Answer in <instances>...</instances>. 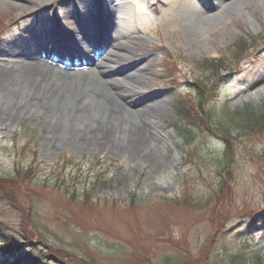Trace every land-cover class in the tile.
I'll use <instances>...</instances> for the list:
<instances>
[{
  "label": "rangeland",
  "instance_id": "rangeland-1",
  "mask_svg": "<svg viewBox=\"0 0 264 264\" xmlns=\"http://www.w3.org/2000/svg\"><path fill=\"white\" fill-rule=\"evenodd\" d=\"M105 35L106 51L119 48L108 78L135 93L132 113L112 124L129 132L141 123L149 137L146 122L154 121L172 142L81 152L77 139L104 117L72 121L57 137L60 128L43 111L0 106V178L15 180L0 182V264L13 263L4 239L19 243V264H229L237 255L264 264V131L240 125L246 109L264 112L262 1L0 0L7 83L16 84L26 64L43 62L98 75L94 66L45 61L39 47L56 53L67 43L103 63L91 52ZM245 38L252 47L234 58ZM208 58L224 61L225 82L201 111L195 83L213 86ZM86 91L113 104L107 90ZM178 98L185 112L192 108L193 124L177 113ZM225 133L233 154L219 138Z\"/></svg>",
  "mask_w": 264,
  "mask_h": 264
},
{
  "label": "bare ground",
  "instance_id": "bare-ground-1",
  "mask_svg": "<svg viewBox=\"0 0 264 264\" xmlns=\"http://www.w3.org/2000/svg\"><path fill=\"white\" fill-rule=\"evenodd\" d=\"M262 9L264 11V0ZM238 6L237 4H234ZM233 5V6H234ZM242 9H239L241 11ZM111 30H109L110 32ZM107 41V40H106ZM113 46V45H112ZM40 55L45 61L60 62L72 70L83 66H94L99 74L88 72L68 73L56 71L47 65V62L41 64H26L20 71L16 72V84L8 82L10 74L0 70V106L10 108L12 111L26 115L29 111H35L39 115L43 111L44 115L55 123L60 130H66L69 123L73 126L82 125V121H92L96 118H105L102 127H95L87 135L79 136L76 147L83 152L87 149H107V146L113 143L124 144L128 149L139 145H149L162 139L163 145L171 143L169 136H166L158 128V125L152 121L146 122L150 131L147 137L143 125L137 124L129 132L123 130L112 122H119L122 115L132 113V103L135 99L134 89L128 88L114 79L108 78V72L111 67L95 61L91 56L87 59L76 60L70 56L74 54L73 49H67L66 45H60L56 53H52L48 47H39ZM115 46L112 47L114 50ZM98 50L95 49L93 52ZM118 52V50H116ZM92 53V52H91ZM28 58H34V55H27ZM42 57H39L43 59ZM114 64L117 57L114 55ZM80 63V64H79ZM111 63L108 61V64ZM79 64V65H78ZM56 71V72H55ZM74 81L76 86L71 88L69 82ZM72 84V82H70ZM73 85V84H72ZM88 88L107 90L112 96L113 104L107 102L96 93L86 91ZM38 98H41L38 102ZM41 106L44 107H40ZM131 111V112H130ZM143 116V110L133 112ZM3 117L0 115V119ZM93 126V123L89 124ZM123 125V124H122ZM142 125V126H141ZM99 126V125H95ZM121 126V125H120ZM83 133V132H82ZM55 137V138H57Z\"/></svg>",
  "mask_w": 264,
  "mask_h": 264
},
{
  "label": "trees",
  "instance_id": "trees-1",
  "mask_svg": "<svg viewBox=\"0 0 264 264\" xmlns=\"http://www.w3.org/2000/svg\"><path fill=\"white\" fill-rule=\"evenodd\" d=\"M248 44H250L249 39L248 38L243 39V41L240 42L239 46L237 47L236 51L233 53L234 58H237L241 55H244V53L246 55L248 53V50H250V48L252 47V46H249ZM203 62H204V66H209L208 69L212 71V75L214 74V77L212 76L214 79V83H213V86L211 88H209L208 86H204V85H200L198 83H195L196 84L195 86L199 92L200 101L198 103V106H199V109L201 111H203L204 106L208 104V102H209L208 98L211 95H214V94L216 95L217 92L220 91L223 83L225 82V79L220 77V74H221L220 71H221V69H223L224 61H222L221 59H210V58H208V59H205V61H203ZM182 101L183 100L181 98H178V100L176 101L175 106H176L177 113L179 115H181V113H183V111H184L185 119L187 120V122L192 123V119L190 118L192 108H190V111L185 112V110L183 109L184 108V102H182ZM206 116H207V112H206ZM242 116H243L242 117L243 120H241L240 125L244 130L251 131V132L252 131H254V132L255 131H260V132L264 131V112L258 113V112H256V110H251L248 108V109H246V111H244V114ZM203 119H204L203 117H199V120L202 122L204 121ZM207 122L209 123L208 118H207ZM185 126L189 127V125H185ZM186 130H188V128H186ZM225 134L226 135H222V136H219L217 134L216 135L219 136V138L222 139L224 141V143L227 145V151H228L227 154H229V152L232 153V151L230 149V143H231L230 136H232V135L227 134V133H225ZM230 162H231V159L228 161V163H230ZM224 171L226 172V174L228 176H231V170L229 169L228 166L225 168ZM32 173H33V168L30 167L28 174H32ZM8 178H10V177H8ZM2 181H15V180H13L12 178L11 179L0 178V182H2ZM25 238H28V237H25ZM4 242H7L5 252L7 251V253L11 254V256H10L11 259L15 260V262H13L12 264H18L19 259L22 258V254L18 253L16 255H14V252L17 251L18 248H20L19 243L10 242L6 239H4ZM32 246H34V244ZM48 254H50V253H48ZM49 258L51 259L52 257H49ZM241 261H243L244 264H247V263H245L243 255H237V256L228 258L229 264H241Z\"/></svg>",
  "mask_w": 264,
  "mask_h": 264
}]
</instances>
